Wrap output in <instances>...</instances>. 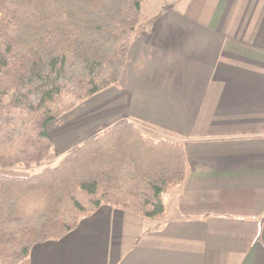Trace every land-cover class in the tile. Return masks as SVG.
Wrapping results in <instances>:
<instances>
[{"label": "crops", "instance_id": "obj_1", "mask_svg": "<svg viewBox=\"0 0 264 264\" xmlns=\"http://www.w3.org/2000/svg\"><path fill=\"white\" fill-rule=\"evenodd\" d=\"M121 80L46 132L60 157L119 120L179 139L161 219L102 205L21 264H264V0H144ZM151 19H153L151 21Z\"/></svg>", "mask_w": 264, "mask_h": 264}, {"label": "trees", "instance_id": "obj_2", "mask_svg": "<svg viewBox=\"0 0 264 264\" xmlns=\"http://www.w3.org/2000/svg\"><path fill=\"white\" fill-rule=\"evenodd\" d=\"M144 0H0V264L26 262L100 206L161 219L182 142L119 120L60 157L49 123L118 86ZM152 133V132H151ZM22 174L20 173H26Z\"/></svg>", "mask_w": 264, "mask_h": 264}, {"label": "rangeland", "instance_id": "obj_3", "mask_svg": "<svg viewBox=\"0 0 264 264\" xmlns=\"http://www.w3.org/2000/svg\"><path fill=\"white\" fill-rule=\"evenodd\" d=\"M149 10L150 9H144V11H143V18H142V21L144 20H147L148 19V21H149V19H150V15H149ZM153 19H151V21H152ZM68 115H65L64 117H62V120H64V118H66ZM55 124V123H54ZM56 125H59V124H56ZM145 132H147L148 134H153V133H151L150 131H148V130H144ZM155 137H159V136H161V135H157V134H153ZM0 172L1 173H4V174H18L16 171H14L13 169H1L0 168ZM22 174H27V172L26 173H20V175H22Z\"/></svg>", "mask_w": 264, "mask_h": 264}]
</instances>
